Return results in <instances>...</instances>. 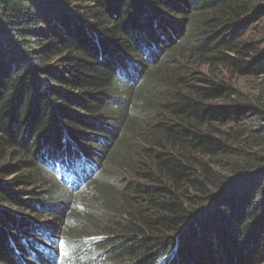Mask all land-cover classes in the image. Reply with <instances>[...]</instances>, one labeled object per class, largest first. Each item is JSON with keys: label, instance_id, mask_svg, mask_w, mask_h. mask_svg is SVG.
Masks as SVG:
<instances>
[{"label": "trees", "instance_id": "1", "mask_svg": "<svg viewBox=\"0 0 264 264\" xmlns=\"http://www.w3.org/2000/svg\"><path fill=\"white\" fill-rule=\"evenodd\" d=\"M261 1L0 0V264L52 261L59 232L13 208L61 215L67 173L94 189L72 237L104 263L264 262V97L184 62L263 72Z\"/></svg>", "mask_w": 264, "mask_h": 264}, {"label": "rangeland", "instance_id": "2", "mask_svg": "<svg viewBox=\"0 0 264 264\" xmlns=\"http://www.w3.org/2000/svg\"><path fill=\"white\" fill-rule=\"evenodd\" d=\"M261 6H264V0L261 1ZM249 32L250 34H253L256 39L264 41V13L253 20ZM260 47L264 48V43ZM187 56L188 54H185L184 62L191 67L190 71L193 74L191 77L193 83H196L198 79L205 74L215 73L216 75L219 74L220 77H222L225 82L230 85L232 89H234V99L236 100L242 102L248 101L257 104V97H264V71L257 74L253 73L241 76L237 73L227 71L224 67H220V65L218 69H215V66L208 64V62H203L201 59L192 56L187 58ZM160 57L162 59L164 56L162 57L158 55L157 61L160 59ZM118 83H120L122 89L129 85H132V87H137L138 85L135 83V80L130 78L123 80L120 76H118ZM217 103L228 104L229 101L221 99L217 101ZM242 125L237 126L230 124L217 127L221 130H230L231 128H235V130L238 129V132L242 131L241 134L243 135L244 129L250 127L251 125L250 123ZM113 127L114 130H116V126ZM18 160L19 158L7 159L5 162H3V164L15 165L17 164ZM126 171L128 170H125V167L121 170L122 173H126ZM230 180L234 179L230 178ZM90 184L85 183V181L77 182V177H74L71 173H67L66 183H63V185L69 189L68 194L70 196L60 192L57 194V197L54 196L53 198L46 199L50 202H54L53 205L55 207L58 206L61 209V215H58L57 217H50L46 215L38 218L32 212L25 211L24 209L18 207L13 208L14 211L20 214V217L26 218L28 220L36 219L37 223L41 225H45L50 222V225L56 229V232H59V235H57L58 238L55 240L56 246H54V242H51V245H49L50 247L54 248L56 255L52 258V261H50L48 258H45L46 264H51V262L55 264H107L106 262L104 263L102 261L103 256L101 251L97 248L96 250H92L90 246L91 243L94 244L98 235L88 233L84 235V237H80L79 240H77L73 238V235L71 234V231H73L72 228L74 227L72 224H70V220L67 221L68 217L72 215L74 210L77 213L84 211L85 206L83 205V202L86 201L87 198L92 200L91 198L94 194V189L93 186H90ZM60 194L64 195L59 196ZM67 229H70L68 234L66 233ZM79 242L80 244L83 243L85 246L79 247ZM25 259L34 262L32 257H26ZM261 264H264V262Z\"/></svg>", "mask_w": 264, "mask_h": 264}, {"label": "water", "instance_id": "3", "mask_svg": "<svg viewBox=\"0 0 264 264\" xmlns=\"http://www.w3.org/2000/svg\"><path fill=\"white\" fill-rule=\"evenodd\" d=\"M236 180V179H235ZM235 180H232L227 186H225V188L224 189H226L229 185H231L232 183H234L235 182ZM223 189V190H224Z\"/></svg>", "mask_w": 264, "mask_h": 264}]
</instances>
